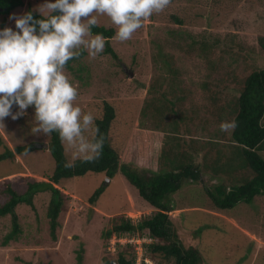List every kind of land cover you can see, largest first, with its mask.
I'll return each mask as SVG.
<instances>
[{"label":"rangeland","instance_id":"1","mask_svg":"<svg viewBox=\"0 0 264 264\" xmlns=\"http://www.w3.org/2000/svg\"><path fill=\"white\" fill-rule=\"evenodd\" d=\"M43 2L22 0L21 6L9 15L0 16V28H15L14 19L10 18L14 15L28 11L40 13L39 8L47 12ZM97 17L100 25L117 30L107 15L97 14ZM262 37L264 0H171L166 9L153 13L130 39L120 43L122 59L103 56L101 52L97 60L91 61L96 64L95 71L90 65L87 67L88 77L84 69L65 71L78 87L75 103L83 112L90 111L95 117L101 115L106 100L116 107L118 113L112 133L117 145L122 144V162L137 164L141 174L147 177L152 172L149 170L152 163H148L152 152L156 153L159 147L171 148L175 143L167 120L159 118L181 89L193 91L192 97L186 93L189 97L184 103L186 108L194 102L211 99L213 103L220 99L219 113L213 115L215 119L212 115L208 118V109H205L195 113L194 124L199 135L210 133L216 142L218 139L226 143L225 138H220L223 132L218 120L229 115L231 119L237 110L243 79L251 72L264 69V51L259 45ZM194 52L203 55L201 63H197ZM124 54L130 55L124 57ZM238 55H241L240 61ZM87 60L83 62L85 65L89 64ZM170 61L175 64L174 73L166 66ZM129 72L134 75L128 76ZM233 72L240 84L234 80L223 81L228 77L234 79ZM80 75L85 76L83 81L87 80V84L80 80ZM170 81L173 87L167 85ZM219 81L229 86L228 91L213 87ZM162 89L169 93L167 98H154ZM192 99L194 102L190 103ZM16 107L13 106V111ZM37 124L35 111L29 107L25 115L17 119L7 116L0 125V153L4 152L5 145L13 150L22 145L34 147L28 154H16L0 162V206L11 198L8 188L24 195L30 183L55 171L54 158L45 147L49 135L42 130L33 132ZM197 124L201 125V131H197ZM140 130L144 133L145 145L140 143L143 152L133 161L129 148L139 144V140L133 143V138ZM181 133L180 136L184 135ZM94 134V130L89 133ZM223 135L229 137V132ZM64 145L69 163L79 159L66 141ZM160 162L159 159L155 164ZM160 167L157 165L156 169ZM201 175L199 183H188L172 195L176 209L170 216L180 240L199 250L201 264H264V195L251 205L242 203L231 211H220L205 190H213L224 178L205 169ZM58 187L71 199L66 200L54 233L48 218L50 191L36 194L33 206L21 204L16 208L22 231L18 240L7 246L4 240L12 231L11 216L0 218V264H78L79 253L83 255L81 264H118L120 253L135 255L136 264H156L141 250L152 241L149 237L127 238L129 242L134 241L133 249L128 252L125 248L128 241L121 244L114 235L105 238L114 228L116 216L138 224L153 212L144 207L121 175L110 180L102 174H89L64 180ZM102 187L105 188L103 195L95 205L90 204L89 198Z\"/></svg>","mask_w":264,"mask_h":264},{"label":"trees","instance_id":"2","mask_svg":"<svg viewBox=\"0 0 264 264\" xmlns=\"http://www.w3.org/2000/svg\"><path fill=\"white\" fill-rule=\"evenodd\" d=\"M0 4L4 8L0 16H5L21 6L22 0H0ZM33 15L39 18L41 14L33 12ZM178 23H181V20H178ZM92 32L93 34L102 33L104 36L110 34V30L96 25L93 26ZM259 45L264 51V37L259 39ZM106 52L117 58L111 48L108 47ZM193 54L197 63H201L202 58H204L203 55L200 56L199 53L196 54L195 52ZM88 56V53L84 54L81 50V54L70 59L66 66L71 70L81 72L83 69V63H80L81 59L88 58L89 64L85 65L83 70V72L86 71L88 77L87 67L90 65V68L95 71L96 64L91 61L97 60V57ZM236 57L240 61L241 55ZM74 60H77L78 63L73 69L72 61ZM166 66L170 73H174L175 64L172 61L170 64L167 62ZM233 75L234 79L228 77L227 80L223 81L232 82L234 80L240 84L234 72ZM79 78H82V75ZM84 79L85 76L80 80L87 84L88 81H83ZM243 80L244 83L240 84V96L237 98L236 113L232 115L231 119L229 115L218 120L219 123L233 120L237 122L235 129L222 131L223 134L229 132V137L223 134L219 135L220 138L227 140L226 143H223V140L221 143V140L218 139L216 142L210 133L209 136L199 135L194 124L197 117L195 113L205 109H208L206 110L208 118L212 115L215 119L213 115L219 113V98L213 103H211V99L199 103L192 99L190 103L194 102V104L186 108L184 103L189 97H192L193 91L181 89L174 95L175 98L173 97L169 101V108L160 112L159 119L167 120V126L173 130L171 140L175 143L171 145V148L159 147L155 150L156 153L152 152L148 162L152 163L149 167L152 172L147 177L141 174L137 164L131 165L122 162V144L117 145L118 142L115 141V135L112 133L113 123L118 112L116 107L107 100L104 102L101 115L96 116L95 120V124L99 126V133L94 132V135L102 136L104 140L103 151L98 159L86 161L79 158L72 163L73 167L66 168L65 163L69 161L66 157L64 141L61 140L58 132L53 131L48 139V149L56 166L53 174H47L30 183L24 195H19L15 190L8 188L7 192L11 198L6 204L0 206V218L11 216L12 221V231L5 237L4 246L17 241L18 235L22 231L16 208L21 204L33 206V199L36 194L44 191L52 193L48 218L52 233H54L66 200L71 199L70 195L58 187L62 181L85 177L89 174H102L110 180L121 175L131 189L137 193L139 199L143 201L144 207L153 212L151 216L139 220L138 224H135L132 219H125L124 216H119L121 218L116 216L114 228L106 233L105 238L110 239L115 233L118 237L128 239L135 236L140 238L147 236L152 241L144 244L143 251L145 256L154 260L156 264H201L202 256L199 250L187 242L181 241L176 231L170 216V213L176 209L172 205V195L188 183H199L204 169L211 170L214 175L224 178L223 183L215 186L213 190L209 188L205 190L212 199L214 206L220 211H231L242 203L251 205L257 197L264 195V156L262 154L264 152V69L251 72ZM167 85L173 87V82L170 81ZM205 86L208 87V85ZM213 87L217 89L221 87L220 90L222 91H228L229 88L222 81ZM186 93L190 96L188 97ZM168 94L166 89H162L153 97H158L161 100L167 98ZM31 108L34 110L33 107ZM199 126L201 125H196L197 131H201ZM179 133L184 135L180 136ZM143 134L142 130L135 133L133 143L139 140V144L129 148L132 153L130 160L136 161L137 156L143 152L140 147V143L144 144ZM165 138L166 136H164ZM219 143L221 145H218ZM4 149V152L0 153V162L12 158L16 154H28L32 152L34 147L22 145L13 150L10 146L5 145ZM159 159L161 162L155 164ZM157 165L161 166L158 170L156 169ZM104 191V187L99 188L89 198L88 202L95 205ZM125 248L127 252L129 249H133L131 243H127ZM82 261L83 255L79 253L78 264H81ZM118 264H136V256L120 253Z\"/></svg>","mask_w":264,"mask_h":264},{"label":"clouds","instance_id":"3","mask_svg":"<svg viewBox=\"0 0 264 264\" xmlns=\"http://www.w3.org/2000/svg\"><path fill=\"white\" fill-rule=\"evenodd\" d=\"M170 2L44 0L42 5L47 12L39 8V18L32 11L10 17L14 19L15 28H0V125L7 116L17 119L25 115L31 106L38 121L33 132L42 130L50 135L56 131L61 140L74 149V156L86 161L98 159L103 151V137L89 135L91 130L98 134L99 126L95 124L96 117L92 112H83L80 105L75 103L78 87L67 75L65 70L70 73L73 70L66 64L78 57L81 50L91 57L98 58V54L100 56L103 52V56L122 59L120 43L130 39L143 26L144 20L166 9ZM3 9L0 4V13ZM97 14L107 15L117 30L113 26L100 25ZM95 25L110 30V34H93ZM108 47L117 58L106 52ZM129 55L124 54V57ZM72 62L74 69L78 61ZM83 62L86 59H81L80 63ZM133 75L132 72L128 73L130 77ZM14 105L17 106L16 111H13ZM236 126L234 120L220 124L222 131L235 129ZM73 166L72 163H65L66 168ZM114 237L124 238H117L115 234Z\"/></svg>","mask_w":264,"mask_h":264},{"label":"built area","instance_id":"4","mask_svg":"<svg viewBox=\"0 0 264 264\" xmlns=\"http://www.w3.org/2000/svg\"><path fill=\"white\" fill-rule=\"evenodd\" d=\"M127 241H129V240H127V239H120L119 240V243H121V244H123V243H126ZM132 242H134V241H132ZM131 242V243H132ZM142 245V244H141ZM142 250V249H141Z\"/></svg>","mask_w":264,"mask_h":264},{"label":"water","instance_id":"5","mask_svg":"<svg viewBox=\"0 0 264 264\" xmlns=\"http://www.w3.org/2000/svg\"><path fill=\"white\" fill-rule=\"evenodd\" d=\"M47 149H48V144H46V146H45Z\"/></svg>","mask_w":264,"mask_h":264}]
</instances>
